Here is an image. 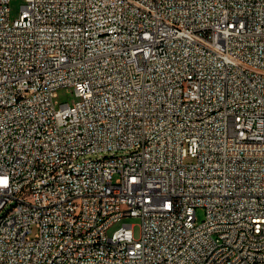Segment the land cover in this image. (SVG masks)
Masks as SVG:
<instances>
[{"label":"built area","instance_id":"2783aa9c","mask_svg":"<svg viewBox=\"0 0 264 264\" xmlns=\"http://www.w3.org/2000/svg\"><path fill=\"white\" fill-rule=\"evenodd\" d=\"M11 1L0 264H264V0Z\"/></svg>","mask_w":264,"mask_h":264},{"label":"rangeland","instance_id":"374dc122","mask_svg":"<svg viewBox=\"0 0 264 264\" xmlns=\"http://www.w3.org/2000/svg\"><path fill=\"white\" fill-rule=\"evenodd\" d=\"M25 4V0H12L10 3V16L11 20H14L19 17L21 12V7ZM56 100L58 103H68L74 104L77 101V97L75 94L68 88H63L57 91V98ZM197 217L199 221H203L205 217V212L203 209L197 210ZM124 224L133 225V231L135 237L138 238L141 233V220L135 217L124 218L123 220L119 221L115 225H113L110 230L109 234H113L119 228H121Z\"/></svg>","mask_w":264,"mask_h":264},{"label":"bare ground","instance_id":"6f19581e","mask_svg":"<svg viewBox=\"0 0 264 264\" xmlns=\"http://www.w3.org/2000/svg\"><path fill=\"white\" fill-rule=\"evenodd\" d=\"M260 255H264V247L260 248Z\"/></svg>","mask_w":264,"mask_h":264}]
</instances>
